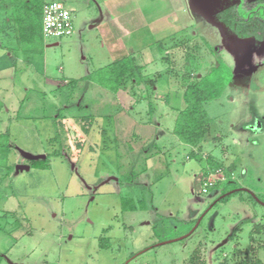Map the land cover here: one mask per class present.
Wrapping results in <instances>:
<instances>
[{
    "label": "rangeland",
    "instance_id": "1",
    "mask_svg": "<svg viewBox=\"0 0 264 264\" xmlns=\"http://www.w3.org/2000/svg\"><path fill=\"white\" fill-rule=\"evenodd\" d=\"M59 1L73 32L44 39L42 53L12 55L0 33V132L13 143L8 174L0 167L1 264L264 262V230L250 234L264 225V54L254 71L234 70L188 0ZM131 54L143 84L99 82ZM221 62L226 84L204 104L209 132L197 150L173 134L176 112L185 83ZM192 149L204 166L212 156L234 169L229 187L259 199L237 190L215 203L220 190L201 191ZM46 155V169L27 162Z\"/></svg>",
    "mask_w": 264,
    "mask_h": 264
},
{
    "label": "trees",
    "instance_id": "2",
    "mask_svg": "<svg viewBox=\"0 0 264 264\" xmlns=\"http://www.w3.org/2000/svg\"><path fill=\"white\" fill-rule=\"evenodd\" d=\"M44 2L45 0H0V33L3 34V36L5 35V39L13 43V47L8 48L10 51H20L25 55L36 52L42 53L44 37L42 35L41 26L42 7ZM248 13L249 11L245 7L237 8L235 11L229 13L230 18L239 23L238 27L244 33L248 31L249 20L251 19L250 17L248 18L249 20L246 18L249 15ZM257 15L264 18L261 11H258ZM157 48L160 51L165 49L162 42L157 43ZM166 59L170 66H172L173 64L170 60V56L166 57ZM222 65L226 67L221 62L216 67H213L208 72L201 75V77H197L195 74L194 78L189 82L187 79L191 74L190 72L182 76V79H184L185 82L187 81L186 83L184 82L185 86L182 93L184 107L176 112L172 132L179 141L197 150L201 149V144L209 132V117L204 108V104L209 100L219 97L226 84L222 75L219 74V70L221 69L220 66ZM106 68L109 70L110 76L107 75L106 78L100 77L99 82L101 84L113 83L114 86L111 89L114 91H117L119 88L125 90L128 87L130 91H133L135 87L143 84L145 81L142 73L143 66L136 63L135 57L132 54L114 60ZM171 68L173 67H170V70ZM104 80H106V82ZM74 82L75 80L69 81V83ZM1 107L2 103L0 101V110ZM12 147L13 143L10 141L9 131L0 132V167L6 169V174H8L11 168L8 164V156L12 151ZM197 155L198 152L192 149L188 157L190 159H196L199 163L202 162L204 159L202 160V157H198ZM48 157L49 156L46 155L44 158L30 159L27 160V162L32 168L46 169L49 167ZM205 160V166L203 162L200 163L203 172L202 176L207 178L210 177L211 173H213V176L219 173L221 177L217 176L219 178L212 180V184L206 186L204 193L218 189L220 192L215 203L219 200L227 201L233 192L228 195L224 194L233 190L232 188L234 187H240L239 185L232 187L228 185V181L232 178L231 175L234 169L223 167L222 164L212 156H209ZM203 182V180L200 181L201 191ZM222 195L224 196L221 197ZM249 195H251V193H249ZM250 197L258 198L255 194ZM124 201L125 200H123V202ZM129 208L134 209L133 205H130ZM251 222L252 218H246L241 220L239 224ZM263 230L264 225L256 223L253 225L250 234H259ZM250 239L253 240V237L251 236ZM262 247L264 248V244ZM194 253L195 252H193V254ZM1 261L2 258L0 255V264ZM222 264L229 263L224 261ZM241 264L248 263L242 262ZM250 264H264V262L256 258L252 260Z\"/></svg>",
    "mask_w": 264,
    "mask_h": 264
},
{
    "label": "flooded vegetation",
    "instance_id": "3",
    "mask_svg": "<svg viewBox=\"0 0 264 264\" xmlns=\"http://www.w3.org/2000/svg\"><path fill=\"white\" fill-rule=\"evenodd\" d=\"M198 1H200V9L207 12V14L210 13L214 17V19L224 23L227 27V40L224 39L222 41V37L220 36L221 43L224 49L227 50L226 46L236 49V53L233 52L231 54H233L234 57L236 56V60L242 62L241 64L243 70H252L255 65L253 63V57L264 54V18H261L259 17V15H257L258 11H261L264 15V0H247L250 2V5L246 7L249 11V15L246 18L248 19L250 17L251 19H248L249 28L246 33L239 29V23L234 19H231L229 16L230 12L235 11L237 8H243V4L246 0ZM216 30L219 33V30L217 28ZM235 34L243 38L244 41H242V43L236 42L233 39V35Z\"/></svg>",
    "mask_w": 264,
    "mask_h": 264
},
{
    "label": "built area",
    "instance_id": "4",
    "mask_svg": "<svg viewBox=\"0 0 264 264\" xmlns=\"http://www.w3.org/2000/svg\"><path fill=\"white\" fill-rule=\"evenodd\" d=\"M71 10L62 1L45 0L42 7V35L44 39L68 36L73 32ZM202 191L212 184L210 177L203 178Z\"/></svg>",
    "mask_w": 264,
    "mask_h": 264
},
{
    "label": "water",
    "instance_id": "5",
    "mask_svg": "<svg viewBox=\"0 0 264 264\" xmlns=\"http://www.w3.org/2000/svg\"><path fill=\"white\" fill-rule=\"evenodd\" d=\"M240 1V0H239ZM206 3H207V1H206ZM199 5H200V1H198V0H188V6H189V8L191 9V10H193L195 13H198V14H201L203 17H204V19L209 23V24H211V25H213L214 27H216L218 30H219V33H220V36L222 37V41L225 39V40H227V33H226V31L228 30L227 29V27L225 26V24L224 23H222V22H219V21H217L216 19H214V17L209 13V14H207V12H205V11H203L202 9H200L199 8ZM233 39L236 41V42H240V43H242V41H244L243 40V38H241V37H239V36H237L236 34L235 35H233ZM226 49L228 50V52H230V53H233V52H235L236 53V49H234V48H230L229 46H226ZM242 62H240L239 60H236V56H235V67L237 68V67H242V64H241ZM32 158H34V159H36L35 157H32ZM18 168L19 169H28V166H26V165H20V166H18ZM237 190H244V191H248L249 192V190H247V189H245V188H242V187H240V188H236V189H233V190H231L230 192H227L226 194H224V195H228V194H230V193H232V192H235V191H237ZM251 193V192H250ZM252 195H253V193H251ZM224 195H222L221 197H223ZM220 197V198H221ZM257 199V198H256ZM263 205H264V203H263ZM197 225V224H196ZM184 237V236H183ZM182 238V237H181ZM181 238H179V239H181ZM178 239V238H177ZM170 241H172V240H170ZM163 243H165V242H163ZM162 244V243H161ZM4 256V255H3ZM8 264H13V263H11L9 260H8Z\"/></svg>",
    "mask_w": 264,
    "mask_h": 264
},
{
    "label": "crops",
    "instance_id": "6",
    "mask_svg": "<svg viewBox=\"0 0 264 264\" xmlns=\"http://www.w3.org/2000/svg\"><path fill=\"white\" fill-rule=\"evenodd\" d=\"M198 15H200L201 16V14H198ZM201 18L204 20V18L201 16ZM205 21V20H204ZM123 28H125V26L123 27ZM44 42H45V40H44ZM56 44V43H55ZM7 52H9L10 54H17V51H10V50H7ZM19 53H20V51H18ZM6 54H3V55H1V56H5ZM229 55H230V58H229V61L228 60H225L224 59V61L227 63V64H231L233 67H234V70L236 69V67H235V57H234V55L233 54H231V53H229ZM12 65H14V64H12ZM255 66V68L257 67V65H254ZM247 70V69H246ZM251 71H254V68L252 69V70H248V71H246V73H250ZM234 74H235V72H234Z\"/></svg>",
    "mask_w": 264,
    "mask_h": 264
}]
</instances>
